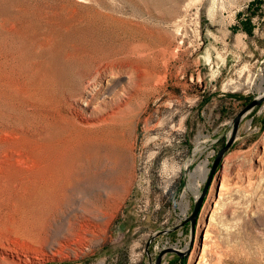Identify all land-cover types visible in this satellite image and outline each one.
<instances>
[{"label": "rangeland", "instance_id": "1", "mask_svg": "<svg viewBox=\"0 0 264 264\" xmlns=\"http://www.w3.org/2000/svg\"><path fill=\"white\" fill-rule=\"evenodd\" d=\"M103 32L143 37L160 67L122 117L131 44ZM103 51L124 52V72L92 82ZM262 87L264 0H0V264H154L169 247L183 255L162 264H264V103L194 229H175L191 173Z\"/></svg>", "mask_w": 264, "mask_h": 264}, {"label": "bare ground", "instance_id": "2", "mask_svg": "<svg viewBox=\"0 0 264 264\" xmlns=\"http://www.w3.org/2000/svg\"><path fill=\"white\" fill-rule=\"evenodd\" d=\"M108 39H112L113 41L122 42H130V53L126 55V58L131 59L135 63L132 64V71L129 74V91L124 93V90L121 92L122 96H126V101L123 102L118 101L119 105L117 106V111L114 116H124L125 112L128 110V105L131 103L132 99L136 95L144 94L149 92L145 89V85H148V78L151 75L155 74L159 70L158 59L156 56V50L152 48L141 49L139 45L131 42V40H137L138 42L144 43L143 37H136L132 34L125 35V37L120 38L119 34H109L106 32L99 33L95 40L102 45L104 42H107ZM96 70L92 75L91 81L97 82L98 78L101 75L105 74H114L119 71L124 72V67H120V62L124 61V52L116 53V52H100L97 54L96 59ZM264 91V87H262L261 92ZM131 105V104H130ZM207 167L205 165L198 166L194 172L191 173L192 181L189 182L188 187L190 189H194L196 195L199 193V181L205 180L207 176ZM205 225V224H203ZM206 226V225H205ZM208 238L207 230L205 232V240ZM206 243H204L203 251ZM196 257L195 249L192 251L190 255V259L194 261ZM199 264V262L197 263Z\"/></svg>", "mask_w": 264, "mask_h": 264}, {"label": "water", "instance_id": "3", "mask_svg": "<svg viewBox=\"0 0 264 264\" xmlns=\"http://www.w3.org/2000/svg\"><path fill=\"white\" fill-rule=\"evenodd\" d=\"M262 103H264V91L261 94H259L258 96L252 98L247 104L243 105V107L240 109V111L236 114V116L233 119L231 134L226 139L225 144L217 151L216 156H215L210 168L208 169V174L204 180L203 187H202L200 193L198 195H196V197L194 199V204H193V208H192L190 215L187 216L179 226H176L175 229L177 227H181L182 225H184L186 223H190L191 229L192 230L194 229L196 218L198 216V213L200 211V208L202 206V203L204 201V198H205V195L208 191L210 183L213 179V176H214L218 166L220 165L225 153L232 146L241 120L243 119V117L246 114L251 112L256 107H259ZM150 241L151 240H149L147 242V247H148V244L150 243ZM170 252L176 253L179 256L183 255V253L181 251H179L175 248H172V247L165 248L159 252V254L157 255V257L154 261V264H162L163 256L167 253H170Z\"/></svg>", "mask_w": 264, "mask_h": 264}, {"label": "trees", "instance_id": "4", "mask_svg": "<svg viewBox=\"0 0 264 264\" xmlns=\"http://www.w3.org/2000/svg\"><path fill=\"white\" fill-rule=\"evenodd\" d=\"M251 7V6H250ZM250 7H248V9L250 8ZM250 15H252V13L250 14ZM250 15L247 17V18H245V22H244V24L247 26V28H245L247 31H248V33H250V31H251V29H252V25H251V17H250Z\"/></svg>", "mask_w": 264, "mask_h": 264}]
</instances>
